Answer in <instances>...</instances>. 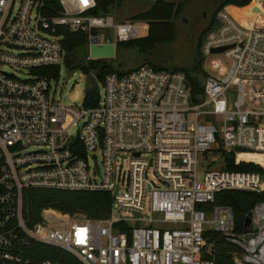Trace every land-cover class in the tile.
I'll use <instances>...</instances> for the list:
<instances>
[{"label": "built area", "instance_id": "built-area-1", "mask_svg": "<svg viewBox=\"0 0 264 264\" xmlns=\"http://www.w3.org/2000/svg\"><path fill=\"white\" fill-rule=\"evenodd\" d=\"M97 9V0H0V264H61L37 261V244L81 264H215L205 258L208 231L240 248L233 264H264V203L243 235L233 210L214 205L225 191L264 193V178L211 169L223 153L264 155V28L217 12L200 50L215 74L206 73L197 102L185 73L144 65L107 75L97 105L77 108L53 91L68 67L62 30L86 34L90 47L149 29ZM210 154L200 179V159ZM31 190L109 193L111 215L45 209L30 223Z\"/></svg>", "mask_w": 264, "mask_h": 264}, {"label": "trees", "instance_id": "trees-1", "mask_svg": "<svg viewBox=\"0 0 264 264\" xmlns=\"http://www.w3.org/2000/svg\"><path fill=\"white\" fill-rule=\"evenodd\" d=\"M55 4V0H50ZM127 0H97L98 9L96 14L115 15L118 19L120 13L124 11L122 7ZM252 0H223L218 10L224 9L228 5L245 6ZM185 3L171 2L167 0H156L152 7L147 11L137 13L129 21L143 20L150 25V32L146 38L136 39L126 43H117L116 57L124 49H134L140 54L149 55L158 47L174 42L177 36L176 20L182 16L187 5ZM232 12H235L232 9ZM115 16H113L115 18ZM116 19V18H115ZM118 19H116L117 22ZM264 20V8L259 13L258 21ZM204 33V36L211 30L212 25ZM65 40L63 46L66 53L84 52L86 57L89 52V39L84 33H73L63 29ZM203 60L199 51V58L194 65L187 70H178L185 73L190 84L191 95L194 102H197L199 96L203 94L204 81L207 74L202 69ZM150 65L157 70L165 71L162 67ZM83 69L92 75L95 85L88 88L84 98V105L88 108L95 107L99 102V86L103 83L107 75L117 73L119 75L128 72H113L112 64L109 61L93 60L83 66H77L74 70ZM132 71V70H131ZM52 72L58 74L59 68ZM130 72V71H129ZM99 81V82H98ZM222 159L225 162L224 168L232 172H252L258 173L264 178V155L247 151H231L223 153ZM113 198L105 192H61L50 190H31L26 193V218L30 223L40 220L43 210L52 209L70 216L82 215L89 220H102L109 218L111 215ZM264 203V193L257 194L246 191H225L217 194L214 205L230 207L235 215V231L238 235L246 233L245 219L250 211H253L256 205ZM201 208H209L201 207ZM121 233L129 236L131 227L123 223L120 225ZM207 244H213L212 255L205 256L206 259L212 260L215 264H233V253L239 252L240 248L228 242L222 234L215 231H208L205 234ZM35 256L37 261L52 260L61 264H81L76 258L67 252L43 245H35Z\"/></svg>", "mask_w": 264, "mask_h": 264}, {"label": "rangeland", "instance_id": "rangeland-1", "mask_svg": "<svg viewBox=\"0 0 264 264\" xmlns=\"http://www.w3.org/2000/svg\"><path fill=\"white\" fill-rule=\"evenodd\" d=\"M151 0H127L122 7L124 11L120 13L121 17L115 18L120 22H126L137 13L145 11L150 6ZM177 3H185V11L181 17L176 20L177 36L174 42L158 47L149 55L140 54L134 49H124L119 52L114 59L101 60L109 61L112 64L113 72H129L143 66L144 63L156 65L165 69V71L187 70L191 68L196 59L199 58V51L204 42V33L211 27L212 20L215 19L219 11V5L223 0H167ZM264 8V0H252L248 5L237 6L228 5L225 8L237 19L244 23H254L258 27L264 28V20L258 21L261 8ZM234 9L235 12H232ZM257 16H256V15ZM141 24H148L143 20H134ZM149 25V24H148ZM150 32V25L147 34L138 39L146 38ZM137 39V40H138ZM89 55V52H88ZM86 57V56H85ZM222 57V56H221ZM202 58V57H201ZM203 60V59H202ZM202 69L204 73L215 74L208 60H203ZM99 82V81H98ZM205 83V81H204ZM95 85L92 80V75L78 69L68 79L65 67L61 69L59 77L53 82V91H56V97L64 104L81 108L84 104V98L88 88ZM99 89L102 92V83H98ZM215 161V156L210 154L207 160L200 159L198 168L199 178L203 176V172L209 169V165ZM215 168L225 169V162L218 161ZM77 219H86L82 215L72 216ZM213 252V244L208 245ZM238 252V251H237Z\"/></svg>", "mask_w": 264, "mask_h": 264}, {"label": "water", "instance_id": "water-1", "mask_svg": "<svg viewBox=\"0 0 264 264\" xmlns=\"http://www.w3.org/2000/svg\"><path fill=\"white\" fill-rule=\"evenodd\" d=\"M156 0L150 1V6L145 10L147 11L152 7ZM144 12V11H143ZM219 27V25H218ZM105 44L104 45H98V40H92L91 45L89 47V57L93 60H109L114 59L116 56V45L111 42L110 37H105ZM224 49H216L214 50V53H221ZM75 53H67L64 57V63L67 65L70 61H72V58H75ZM74 71L70 70L68 67L66 68V74L67 78L69 79L73 75ZM186 87L189 88L190 84L188 81H186ZM117 193V191H116ZM115 193V194H116ZM254 213L253 211H250L245 219V230L247 231L253 221Z\"/></svg>", "mask_w": 264, "mask_h": 264}, {"label": "flooded vegetation", "instance_id": "flooded-vegetation-1", "mask_svg": "<svg viewBox=\"0 0 264 264\" xmlns=\"http://www.w3.org/2000/svg\"><path fill=\"white\" fill-rule=\"evenodd\" d=\"M75 54H76L75 58H72V61H70L67 64L68 68H70V69H74L77 66L86 65V63H87L88 56L85 57L86 55L84 52L79 51V52H76Z\"/></svg>", "mask_w": 264, "mask_h": 264}]
</instances>
